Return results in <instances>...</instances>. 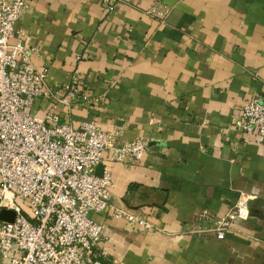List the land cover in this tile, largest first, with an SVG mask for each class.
<instances>
[{
	"label": "crops",
	"instance_id": "crops-1",
	"mask_svg": "<svg viewBox=\"0 0 264 264\" xmlns=\"http://www.w3.org/2000/svg\"><path fill=\"white\" fill-rule=\"evenodd\" d=\"M172 8L165 23L147 13ZM51 86L85 79L91 100L54 110L75 127L121 130L115 147L141 139L140 160L103 155L112 205L144 216L152 230L91 213L102 249L120 264H264V145L245 144L235 123L264 94V0H34L17 22ZM12 39L11 43H15ZM50 100H35L40 117ZM240 199L250 217L224 239L210 228ZM7 259L0 254V264Z\"/></svg>",
	"mask_w": 264,
	"mask_h": 264
},
{
	"label": "built area",
	"instance_id": "built-area-1",
	"mask_svg": "<svg viewBox=\"0 0 264 264\" xmlns=\"http://www.w3.org/2000/svg\"><path fill=\"white\" fill-rule=\"evenodd\" d=\"M34 0H0V212L15 213L13 220L0 219V254L3 264H120L107 260L102 249L103 225L91 213L108 208L148 230L147 219L112 205V173L96 172L106 150L114 159L140 160L146 151L141 139L115 147L121 130L107 131L95 122L75 127L54 108L70 111L91 100L85 79L51 86L47 69L34 59L39 48L26 43L17 22ZM120 0H102L107 11ZM172 8L156 2L147 13L162 23ZM15 43H11L12 39ZM47 99L52 109L43 117L34 112L35 100ZM245 144L264 145V94L248 99L235 123ZM250 217L248 199H240L210 228H196L200 237L213 232L219 239L236 219Z\"/></svg>",
	"mask_w": 264,
	"mask_h": 264
},
{
	"label": "water",
	"instance_id": "water-1",
	"mask_svg": "<svg viewBox=\"0 0 264 264\" xmlns=\"http://www.w3.org/2000/svg\"><path fill=\"white\" fill-rule=\"evenodd\" d=\"M102 169L103 167L99 166L97 170L102 171ZM14 216H15V213L12 210L3 209L0 212V219H3V220H13Z\"/></svg>",
	"mask_w": 264,
	"mask_h": 264
}]
</instances>
